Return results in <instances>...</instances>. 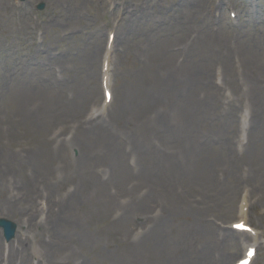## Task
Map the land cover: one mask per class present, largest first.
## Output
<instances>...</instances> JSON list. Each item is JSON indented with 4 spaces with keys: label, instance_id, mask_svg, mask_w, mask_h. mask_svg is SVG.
Here are the masks:
<instances>
[{
    "label": "rangeland",
    "instance_id": "obj_1",
    "mask_svg": "<svg viewBox=\"0 0 264 264\" xmlns=\"http://www.w3.org/2000/svg\"><path fill=\"white\" fill-rule=\"evenodd\" d=\"M208 1L202 0L201 7ZM15 2L0 0V56L6 63L0 101V216L18 222L26 217L34 224L25 254L61 264L81 259L84 264H231L237 249L216 242V236L225 232L215 224L224 226L237 219L244 191L252 207L251 222L258 229L259 221L264 235V90L259 84L249 85L250 90L247 86L251 69L264 77L262 43L251 48L244 34L235 33V38L218 26L219 36L213 37L205 29L199 49L189 48L186 59L196 53L202 56L203 43L213 45V58L221 63L209 73L218 70L220 81L200 85L198 100L197 92L180 100L181 116L190 122L181 132L155 130L151 120L169 105V94L154 88L163 73L175 72L173 63L179 56L174 53L190 34L188 19L184 16L177 26L163 25L155 34L138 17L145 20L142 13L162 11L177 2L191 18L193 9L187 4L191 0H27L25 6ZM40 3L43 9H35ZM113 4L118 5L114 11ZM126 4L134 15L124 13L118 22L120 43L115 49L122 51L115 55L114 50L112 56L116 101L97 122L89 123L86 107H99L101 102L96 76L105 29L117 21ZM160 5L162 9L157 8ZM200 14L212 28L208 11L202 9ZM38 35L45 43L40 46L42 56L53 58L46 71L36 65L37 47L29 49L33 44L27 43L33 38L39 42ZM226 44L238 55L231 58ZM198 67L186 74L199 71ZM243 105L252 110L253 127L245 140L239 137L237 148L242 141L247 143L237 152L236 118ZM127 117L137 128L129 129L156 149L145 148L132 157L126 154ZM71 130L80 159L71 157L66 144L60 143ZM216 130L220 132L212 134L220 144L205 145L204 136ZM106 142H113L120 156V172L109 179L99 172L111 160L104 151ZM160 148L161 158L152 154ZM124 158L130 164L142 158L132 177ZM40 201L49 204L50 245H43L46 237L35 232ZM41 233L46 230L41 228ZM260 256L254 264H264V247Z\"/></svg>",
    "mask_w": 264,
    "mask_h": 264
},
{
    "label": "bare ground",
    "instance_id": "obj_2",
    "mask_svg": "<svg viewBox=\"0 0 264 264\" xmlns=\"http://www.w3.org/2000/svg\"><path fill=\"white\" fill-rule=\"evenodd\" d=\"M163 81L165 82L166 81V79H163ZM188 87H187V89L184 91L183 90V92H187V91H189L192 87H194V84L195 83H193V82H186L185 83ZM180 88L181 87H176V85L172 88V90L173 91H175V93L173 94V97H175L176 95V93L180 90ZM249 112H251V111H249ZM252 113V112H251ZM167 115H168V113H166V112H162V113H158L157 114V116H155L154 117V119H153V123L155 122V124H154V126H155V128H156V130H159V129H165V128H169V129H172V125L169 123V122H167V120L166 119H162V118H164V117H167ZM244 118H246V119H248V117L247 116H243V119ZM158 120V121H157ZM157 121V122H156ZM247 124V123H246ZM245 127V126H244ZM72 133V132H71ZM128 135L130 136L129 138H128V146L130 145V144H134V143H136V142H139L140 144H142L141 146L139 145V143H136V144H134V146L133 147H128L127 145H126V148H127V152H132V151H134L135 149H138V148H140V147H142V146H145V145H147V144H149V143H152L151 141H148V140H145V138L143 137V136H141V135H139L136 131H132L131 133L129 132L128 133ZM134 135V138H132V136ZM140 137V141H137L138 140V138ZM141 137H142V139H141ZM66 138H68V136L66 137ZM130 138H132V139H130ZM69 144H70V146H71V149H74V148H76L75 146H76V144L75 143H72L71 142V140H68L67 141ZM241 146V145H240ZM239 146V147H240ZM104 151H105V153H107V154H110V157L113 159V161H111L107 166H108V168H109V173H110V176H113L115 173H116V169L118 168V167H116V165H117V160H118V157L115 155V151H117V149H116V147H115V145L113 144V142H106L105 144H104ZM118 153V152H117ZM136 164L137 163H134V164H130L129 162L127 163V165H126V169H127V171H128V173L129 174H131L132 173V175H133V167L134 166H136ZM132 170V171H131ZM112 180V179H111ZM247 198V194H245L244 196H243V201L245 200ZM241 207L243 208V211L241 210L240 211V215H241V218H239V220L238 221H235L234 223H236V222H240L241 220H244V218L246 217V214L244 213V206L243 205H241ZM120 209V208H119Z\"/></svg>",
    "mask_w": 264,
    "mask_h": 264
}]
</instances>
